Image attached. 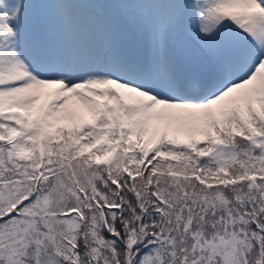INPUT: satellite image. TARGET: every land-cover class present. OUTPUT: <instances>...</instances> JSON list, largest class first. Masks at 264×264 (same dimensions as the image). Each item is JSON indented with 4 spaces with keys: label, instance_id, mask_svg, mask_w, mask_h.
Instances as JSON below:
<instances>
[{
    "label": "snow or ice",
    "instance_id": "1",
    "mask_svg": "<svg viewBox=\"0 0 264 264\" xmlns=\"http://www.w3.org/2000/svg\"><path fill=\"white\" fill-rule=\"evenodd\" d=\"M0 264H264V0H0Z\"/></svg>",
    "mask_w": 264,
    "mask_h": 264
}]
</instances>
